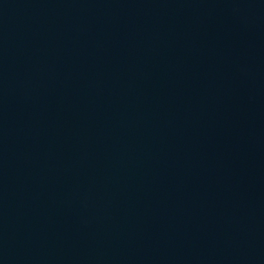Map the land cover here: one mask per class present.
<instances>
[{"label": "water", "instance_id": "water-1", "mask_svg": "<svg viewBox=\"0 0 264 264\" xmlns=\"http://www.w3.org/2000/svg\"><path fill=\"white\" fill-rule=\"evenodd\" d=\"M0 264H264V0H0Z\"/></svg>", "mask_w": 264, "mask_h": 264}]
</instances>
